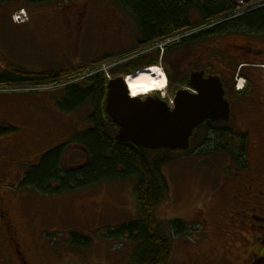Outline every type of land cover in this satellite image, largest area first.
<instances>
[{"label":"rangeland","instance_id":"374dc122","mask_svg":"<svg viewBox=\"0 0 264 264\" xmlns=\"http://www.w3.org/2000/svg\"><path fill=\"white\" fill-rule=\"evenodd\" d=\"M261 4L259 0L239 1L234 18L259 9ZM23 9L27 15L19 13L21 16L17 20L27 22L23 25L14 24L12 16ZM82 10L86 11L83 17L78 15ZM115 20L120 21V27ZM201 22V18L194 16L193 25ZM110 24L113 28L108 29ZM205 29L202 27L198 31L191 30L190 33L170 37L180 43L184 36ZM139 39L134 20L124 13L116 0H60V3L49 4H33L29 0H0V60L3 66H17L34 73H64L68 69H84L75 72L74 75L84 74L79 79L88 77V70L93 67L111 76H134L137 71L125 74L128 69L122 68L123 64L103 66L99 65L100 62H91L97 55L108 53L124 55V63L134 61L133 53L142 47L137 44ZM207 40L208 45L194 44L171 54L176 55L170 57L174 62L171 72L167 71L169 68L160 60V52L150 54L149 59L158 60L154 68L161 74L165 70L167 76L175 77L173 87L177 88L180 85L178 78L182 79L190 67L199 71L201 64L196 61L199 55L202 57H199L201 62L204 60V67L208 59L214 58L211 62L215 66L214 74L222 75L220 71L224 69L225 62L221 60V49L226 42L243 49L247 45L248 49L264 50V37L245 40L244 37L231 35ZM218 42L217 48L211 46ZM204 46L212 49L203 56L199 51ZM243 56L238 59L234 71V91L237 94L243 93L237 91L238 85H247V79L242 75L245 71H241L239 65L262 62V59L252 54ZM119 68V72L115 71ZM260 74L252 75L255 81L252 97L256 102L264 101V70ZM167 87L160 93L170 97L169 93L166 94L169 89ZM14 89L0 86V91L16 92ZM27 89L22 90L29 92L0 95V129L17 130L0 136V217L6 214L5 211L10 213L18 244L16 249L2 225L5 221L0 219V264H131L136 244L127 239H111L107 230L113 231L140 220L135 180L106 182L84 190L50 195L20 185L25 170L37 164L42 154L60 145H65L62 164L67 168L84 164L88 157L80 149L82 145L74 139L92 128L89 119L93 108L90 104L68 114L60 108L65 93L63 89L51 85L35 87L34 92ZM245 109L243 102L235 101L234 113L227 124L234 128V134H247V155L245 152H237L236 159L221 151L212 156L198 157V139L187 153L181 155L169 151L150 154L151 158L171 160L163 169V176L169 182V198L157 209L160 229L165 237L169 235L173 238L169 234V220L195 219L200 208L215 209L223 201V195L230 193V188L236 187L235 184H239L236 193L247 185V176L258 177L264 173V155L258 149L264 134L260 129L263 124H259L264 107L262 109L256 105L249 112ZM233 140L231 147L239 151V141L235 138ZM242 160L244 167L238 162ZM222 187L224 189H219ZM219 190L220 194L215 198ZM74 234L90 239L91 245L81 247L75 244ZM173 243L174 261L187 262V255L182 251L180 253V241L173 240Z\"/></svg>","mask_w":264,"mask_h":264},{"label":"trees","instance_id":"16d2710c","mask_svg":"<svg viewBox=\"0 0 264 264\" xmlns=\"http://www.w3.org/2000/svg\"><path fill=\"white\" fill-rule=\"evenodd\" d=\"M29 1L33 4L60 3V0ZM116 1L124 13L136 23L141 38L137 42L140 47L148 44L154 45L160 39L177 34H187L191 30L202 27L206 29L184 36L182 40H193L195 42L198 38L201 40L223 38L231 35L244 37L245 40L253 37H264V0H259L262 2L259 9L245 13L239 18H234V16L236 15L235 10L238 7V2L241 0ZM194 16L195 18H201V24H192ZM166 49L167 52L169 47ZM150 56V54L144 55L134 61L124 63L125 65H121L122 68L128 69L124 73L130 74L143 67L157 65L158 60L149 59ZM124 57V55H116V53L99 54L91 63L100 62L99 65L103 66L114 65L120 63L119 61H123ZM1 62L3 61L0 60V64ZM83 70L73 68L66 70L68 72L64 73L59 71L34 73L24 71L17 66L2 65L0 86L23 89L51 85L65 91L64 99L60 102L62 111L71 114L85 104H90L93 108V113L89 119L92 128L77 135L74 139L76 143L81 144L87 150L89 157L86 158V162L76 169L67 168L62 164V153L65 145H60L42 154L35 166L29 168L28 171L25 170L27 175L21 185L34 188L44 195H50L84 190L106 182L135 180L140 220L119 229H113V231L107 230V235L111 236V239H127L129 242L136 244L131 255V264H167L172 257L173 242L171 243L169 241L171 239L165 237L161 232L157 209L169 198V182L163 176V169L171 160L162 157H150L151 153L163 151L152 152L133 143L118 142L115 139L118 127L106 113L109 83L106 74L100 72L101 69L96 71V68L93 67L89 70L86 69L92 75L84 79H79V77L84 76L82 73L74 75L76 71L82 72ZM120 70L121 68L115 71L119 72ZM169 79L170 86L173 87L175 80L172 77H169ZM61 84H64V86L60 87ZM16 131L13 128L0 129V136ZM233 136L224 139L216 137L214 148H204L202 152L197 151L196 155L207 157L221 151L232 155L236 159H238L237 152H245L247 155L245 146L247 136L241 134H234ZM233 138L239 141V143L237 142L240 147L239 151L231 147L234 142ZM238 162L242 167L245 166L243 160ZM52 187L55 189H52ZM61 189L62 191H60ZM169 225L176 232L181 230L178 223L169 221ZM73 241L81 247L91 245L90 239L77 234L73 235Z\"/></svg>","mask_w":264,"mask_h":264},{"label":"flooded vegetation","instance_id":"af4514ba","mask_svg":"<svg viewBox=\"0 0 264 264\" xmlns=\"http://www.w3.org/2000/svg\"><path fill=\"white\" fill-rule=\"evenodd\" d=\"M86 14V11L82 10L78 12V15L82 16ZM116 25L120 27V21L115 20ZM107 28H113L110 25ZM121 29V28H120ZM122 30V29H121ZM138 30V29H137ZM207 39H196L181 41L179 44H175L169 47V50L164 53L163 63L170 69H173L174 62L170 60V57L176 50H184L187 46L191 47L195 44H206ZM219 42L213 44V48H217ZM249 45H256L255 43H249ZM245 49L240 48L239 45H233L226 42L225 46L221 49V60L224 69L220 71L222 75L214 74L215 66L211 64L214 58L206 61V67L203 66V62L199 59L202 58L200 55L196 61H199L201 67L199 72L204 73V78L209 79L210 77L216 76L220 78L222 88L224 90V101L230 106L231 116L234 113L235 101L240 100L243 102L245 111L249 112L254 106L259 105L262 109L264 107V101H253V93L255 88V81L253 74L260 76L262 70H264V50L261 49H248L247 45H244ZM212 49L210 46H204L199 52H202L204 56L207 51ZM243 54L258 56L262 59L263 64H246L244 71L248 74L243 73L247 79V85L242 94H237L234 91V71L238 64V59H241ZM219 61V59H217ZM235 62V63H234ZM244 65V64H243ZM196 69L190 67L186 71L185 76L178 78L180 85L177 88H170L166 94H170L172 98L176 97L175 91L186 90L190 94L199 95L198 91H192L190 88V75L195 72ZM250 73V74H249ZM251 75V76H250ZM175 78V77H174ZM153 99L162 98L161 94H150ZM147 95V96H150ZM145 97V96H140ZM139 98V97H138ZM166 98L169 96L166 95ZM264 99V91L262 94ZM79 110V109H78ZM229 123V120L227 121ZM223 123H212L207 121L195 132L192 141L199 140V150L202 152L204 147L215 145V138L221 137H232L234 135V128L228 124ZM259 124H263L260 129L264 132V114H262V120ZM258 124V125H259ZM245 133V132H244ZM247 136V134H246ZM234 137V136H233ZM248 139V136H247ZM207 145V146H205ZM20 145L15 148L18 151ZM264 155V134L261 137V142L258 148ZM248 151V149H247ZM200 157H205L200 155ZM248 167V165H247ZM27 174L24 177L25 179ZM239 177L236 179L238 180ZM247 185L240 189L238 192V183L236 187L230 188V193L223 195L221 198L223 201L215 206V209H204L200 208L199 213L195 216V219L186 220L184 218H178L173 223H178L181 230L176 232L173 229L169 230V234L172 235V239L169 235L168 239H171V243L174 241H180V253L181 251L187 255L188 260L185 263H179L177 260L174 261L172 244V257L167 264H264V173L258 177L249 175L245 178ZM233 183V182H232ZM224 189V187L219 188ZM227 193V192H225ZM220 194V190L215 194V198ZM236 202V203H235ZM6 214H1L0 219L5 221L2 223L4 229L10 239L14 243L16 249L17 244V233L13 226V220L8 211ZM9 223V224H7ZM178 245V244H177ZM26 263V262H25Z\"/></svg>","mask_w":264,"mask_h":264},{"label":"water","instance_id":"95a60500","mask_svg":"<svg viewBox=\"0 0 264 264\" xmlns=\"http://www.w3.org/2000/svg\"><path fill=\"white\" fill-rule=\"evenodd\" d=\"M190 84L199 95L180 91L171 109L162 100L132 98L122 77L110 81L106 111L119 127L117 141L182 153L190 148L195 130L206 121L227 122L231 110L224 101L220 79L205 80L203 74L194 73Z\"/></svg>","mask_w":264,"mask_h":264},{"label":"bare ground","instance_id":"6f19581e","mask_svg":"<svg viewBox=\"0 0 264 264\" xmlns=\"http://www.w3.org/2000/svg\"><path fill=\"white\" fill-rule=\"evenodd\" d=\"M126 80L132 98L147 96L166 88L164 75L155 68L141 71Z\"/></svg>","mask_w":264,"mask_h":264}]
</instances>
